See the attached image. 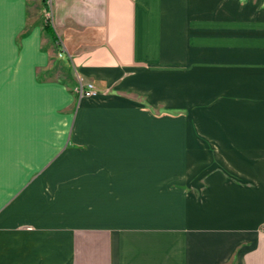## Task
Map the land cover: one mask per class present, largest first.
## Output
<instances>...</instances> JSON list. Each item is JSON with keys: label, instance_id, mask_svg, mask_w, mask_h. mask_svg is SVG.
Listing matches in <instances>:
<instances>
[{"label": "crops", "instance_id": "obj_1", "mask_svg": "<svg viewBox=\"0 0 264 264\" xmlns=\"http://www.w3.org/2000/svg\"><path fill=\"white\" fill-rule=\"evenodd\" d=\"M0 264H264V0H0Z\"/></svg>", "mask_w": 264, "mask_h": 264}, {"label": "rangeland", "instance_id": "obj_2", "mask_svg": "<svg viewBox=\"0 0 264 264\" xmlns=\"http://www.w3.org/2000/svg\"><path fill=\"white\" fill-rule=\"evenodd\" d=\"M160 79L164 80L165 75H158L157 80ZM154 81L156 80L154 79ZM163 88L164 86H161L159 87V90L164 96ZM96 94L100 101L105 100L108 102L105 103L104 106L111 105L109 108H103V110L100 112V116L98 117L100 120L104 121V124H108L110 121L111 124H114L115 126L118 125L120 118L110 112V109L113 107L116 108L118 105L125 107L127 110L132 111L141 117L144 122L139 126L141 127L140 129H142L144 134L142 137H145V139H150L152 141L151 143H154V145L150 146V150H146L142 152V154H151L152 156L150 155L146 159L154 158L157 162L156 164L159 165V167L160 165L164 166L165 162L163 159L165 155V138L169 136L170 138L177 140L183 136V124L186 122L188 113L183 107L181 101L176 100L172 105L168 106L161 101L156 103H148L144 97L139 95L122 96L121 94L117 93V91L102 93L101 97L98 96V92H96ZM80 120L85 121L86 119L83 116ZM113 131L115 132H112V136L117 137L118 135L116 134V130ZM137 132L140 131L137 130ZM105 136H108V134L105 133ZM78 137L79 140L82 139L80 135ZM132 137L137 136L130 134L127 139H133ZM147 141L145 140L144 143ZM80 148L83 149L84 147L79 145V149ZM78 211L82 214L85 213L83 209ZM93 212L97 213L99 211L94 210Z\"/></svg>", "mask_w": 264, "mask_h": 264}, {"label": "built area", "instance_id": "obj_3", "mask_svg": "<svg viewBox=\"0 0 264 264\" xmlns=\"http://www.w3.org/2000/svg\"><path fill=\"white\" fill-rule=\"evenodd\" d=\"M95 93H96V90L91 84L80 86L78 89V95L80 98H90V97H93Z\"/></svg>", "mask_w": 264, "mask_h": 264}, {"label": "trees", "instance_id": "obj_4", "mask_svg": "<svg viewBox=\"0 0 264 264\" xmlns=\"http://www.w3.org/2000/svg\"><path fill=\"white\" fill-rule=\"evenodd\" d=\"M45 30H46V32H47V33H48L53 39H55V35H54V33H53L51 27H50L48 24H46V26H45Z\"/></svg>", "mask_w": 264, "mask_h": 264}, {"label": "bare ground", "instance_id": "obj_5", "mask_svg": "<svg viewBox=\"0 0 264 264\" xmlns=\"http://www.w3.org/2000/svg\"><path fill=\"white\" fill-rule=\"evenodd\" d=\"M95 95H96V93H95ZM95 95H94V96H95ZM94 96H93V97H94ZM93 97H91V98H93Z\"/></svg>", "mask_w": 264, "mask_h": 264}]
</instances>
